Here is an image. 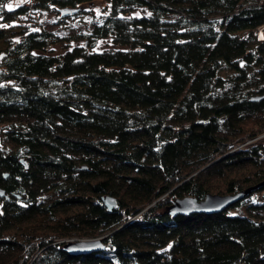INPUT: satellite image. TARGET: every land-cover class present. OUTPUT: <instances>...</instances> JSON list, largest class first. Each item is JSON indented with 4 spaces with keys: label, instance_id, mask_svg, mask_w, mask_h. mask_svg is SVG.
<instances>
[{
    "label": "trees",
    "instance_id": "1",
    "mask_svg": "<svg viewBox=\"0 0 264 264\" xmlns=\"http://www.w3.org/2000/svg\"><path fill=\"white\" fill-rule=\"evenodd\" d=\"M8 5L0 264H264V0ZM44 11L92 22L63 35ZM259 184L220 212L167 211ZM97 237L104 249L65 248Z\"/></svg>",
    "mask_w": 264,
    "mask_h": 264
},
{
    "label": "water",
    "instance_id": "2",
    "mask_svg": "<svg viewBox=\"0 0 264 264\" xmlns=\"http://www.w3.org/2000/svg\"><path fill=\"white\" fill-rule=\"evenodd\" d=\"M62 12L63 14H69L70 12H74V10L64 8L62 9ZM262 97L264 96L255 97L254 99H260ZM261 185L262 184L250 187L249 189L235 195L208 193L205 198L200 200L192 196L177 198L170 206H168L167 211L172 215L220 212L231 203ZM0 196H6L7 199L9 198V196L6 195L5 190L2 188H0ZM102 200L109 209H112L117 204L116 198L111 195L103 196ZM65 248L71 252H86L104 249L105 244L103 243L102 237H97L93 239L71 240L66 243Z\"/></svg>",
    "mask_w": 264,
    "mask_h": 264
},
{
    "label": "rangeland",
    "instance_id": "3",
    "mask_svg": "<svg viewBox=\"0 0 264 264\" xmlns=\"http://www.w3.org/2000/svg\"><path fill=\"white\" fill-rule=\"evenodd\" d=\"M99 3H97L96 5V9L97 11H99L101 9V6L103 4L102 1H98ZM9 4L11 5V7H15L18 6L20 4H27V5H33L34 4V0H9ZM29 19L28 16L23 17V21H21L20 23L24 22V19ZM84 20L82 22L78 21V17L76 18H69L68 19V26L64 27L59 23V19L57 17V12L55 11H44L42 12V14L39 16L38 21L42 24V26L49 28V29H53L54 31L60 33V34H67V33H76L79 31H82L84 29H86L87 27H90V24L92 22V16L89 14H84L83 15ZM32 19V18H31ZM31 22H34L31 20ZM14 31L20 32L23 27L22 26H14L12 28ZM8 34H10V31H7ZM5 43L4 42H0V47H4ZM260 142L263 144L264 146V133L262 135H260Z\"/></svg>",
    "mask_w": 264,
    "mask_h": 264
},
{
    "label": "built area",
    "instance_id": "4",
    "mask_svg": "<svg viewBox=\"0 0 264 264\" xmlns=\"http://www.w3.org/2000/svg\"><path fill=\"white\" fill-rule=\"evenodd\" d=\"M257 35H258V39L260 40V41H264V24L263 25H261L258 29H257ZM257 138H260V136L259 137H257ZM256 139V138H255ZM254 139V140H255ZM252 141V140H251Z\"/></svg>",
    "mask_w": 264,
    "mask_h": 264
},
{
    "label": "snow or ice",
    "instance_id": "5",
    "mask_svg": "<svg viewBox=\"0 0 264 264\" xmlns=\"http://www.w3.org/2000/svg\"><path fill=\"white\" fill-rule=\"evenodd\" d=\"M9 9H11V5H8Z\"/></svg>",
    "mask_w": 264,
    "mask_h": 264
}]
</instances>
